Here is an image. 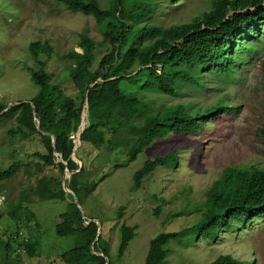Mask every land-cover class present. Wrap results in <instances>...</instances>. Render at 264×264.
<instances>
[{
	"label": "trees",
	"instance_id": "trees-1",
	"mask_svg": "<svg viewBox=\"0 0 264 264\" xmlns=\"http://www.w3.org/2000/svg\"><path fill=\"white\" fill-rule=\"evenodd\" d=\"M58 1L73 11L93 15L103 30L100 41L82 34L80 51L73 50L66 55L73 62L69 78L79 91L80 100L53 83L44 66L31 69L38 92L10 108L1 103L0 122L15 115L14 130L21 136L41 135L47 150L41 153V160L43 164L55 166L60 174L43 176L37 185L38 195L44 200H72L60 214L56 232L60 237L76 236L78 240L59 256V262L111 264L107 260L108 251L100 249L101 255L96 249L103 236L98 224L95 221L85 224L73 196L92 194L99 185V181H85L86 167L73 159L76 153L83 160L79 149L75 150V140L86 105L83 124L89 115V125L81 134L82 145L126 149L128 162L136 160L156 139L172 132H197L209 114L212 118L222 110L236 109L224 97L203 110L186 105L156 109L154 100L147 95L177 96L183 86L203 88L208 79L223 84L239 78L240 65L247 63L251 54L264 45V0H213L211 8L200 17L167 27L159 19L166 13L165 5L172 0H110L108 7L101 0ZM53 50L49 41H34L30 45L32 56L39 61L42 55L52 58ZM122 135L126 138H121ZM259 135L264 143V124ZM60 156L62 160L56 162ZM179 162L177 151L148 158L134 175L135 186L141 187L145 178L162 167L175 173ZM18 169L16 162L7 169L0 167V181L11 178ZM66 170L72 173L69 188L73 194L64 189ZM118 213L122 217V212ZM156 213L160 214V210ZM8 214L4 223L5 234H9L3 241L5 248L12 250L14 242L19 241V252L23 250L35 258L42 247L40 235L21 239V230L22 224L37 220L36 214L28 206H18ZM259 217H264V168L227 167L209 189L206 210L201 212V217L192 226L155 237L146 264H169L172 242L192 244L198 237L217 241L234 231L236 234ZM35 225L39 232L40 223L36 221ZM136 229L122 224L119 256L124 255L135 238ZM211 264L250 262L221 254Z\"/></svg>",
	"mask_w": 264,
	"mask_h": 264
},
{
	"label": "rangeland",
	"instance_id": "rangeland-1",
	"mask_svg": "<svg viewBox=\"0 0 264 264\" xmlns=\"http://www.w3.org/2000/svg\"><path fill=\"white\" fill-rule=\"evenodd\" d=\"M172 1L173 4L165 5L166 13L159 19L166 27L191 22L213 3V0ZM101 2L105 7L110 5V0ZM82 34L96 41L103 39L102 27L93 15L73 11L63 2L0 0V104L10 108L32 98L39 87L32 80L31 69L39 70L42 66L53 83L79 101L80 93L69 78L73 62L66 55L80 51ZM34 41H49L54 49L52 58L42 55L40 61L35 59L30 52ZM205 82L203 88L183 86L177 96L149 93L147 97L154 100L156 109L186 105L203 110L221 97L236 109L222 110L212 118L209 114L197 132H172L156 139L132 162L127 161L126 149H112L109 145L84 147L76 135L77 150L83 160L77 154L73 159L86 167L85 181H99V185L92 194L79 197L69 188L72 173L66 170L64 189L73 194L74 201L78 200L85 224L92 221L98 224L103 236L96 249L107 250L111 264H146L155 237L192 226L206 210L209 189L227 167L264 168V143L259 135L264 124V45L240 65L236 80L223 84L211 79ZM88 116L85 127L89 125ZM14 128L15 115L0 122V167L7 169L15 162L19 165L11 178L0 181V264H62L59 256L78 240L76 236L60 237L56 232L60 214L72 200H44L38 195L39 180L60 172L55 166L43 164L40 155L47 150L40 134L25 138ZM173 151L180 155L175 173L162 167L145 178L141 187L135 186L134 175L148 158ZM61 160L60 156L56 162ZM18 206H28L41 225L38 232L36 221L27 226L22 224L21 239L37 234L41 237L42 247L35 258L23 250L19 252V241L14 242L12 250L3 243L9 236L4 230L8 212ZM118 212H122V217ZM123 223L137 229L124 255L119 256ZM244 227L217 241L198 237L192 244L172 242L167 260L169 264H211L219 255L231 254L250 264H264V217ZM98 254L103 255L101 251Z\"/></svg>",
	"mask_w": 264,
	"mask_h": 264
},
{
	"label": "water",
	"instance_id": "water-1",
	"mask_svg": "<svg viewBox=\"0 0 264 264\" xmlns=\"http://www.w3.org/2000/svg\"><path fill=\"white\" fill-rule=\"evenodd\" d=\"M86 107H88V105H86ZM38 128H39V130H40V125L38 126ZM86 127H85V125L83 124V121H82V124H81V129H80V131H79V133H78V136H79V138L81 137V134H82V132L84 131V129H85ZM75 143H76V140H75ZM75 149H77V144L75 145ZM76 153H74L73 155H75ZM76 156V155H75ZM177 167H178V165H177ZM64 183H65V181H64ZM77 204H79L78 203V200H76L75 201Z\"/></svg>",
	"mask_w": 264,
	"mask_h": 264
},
{
	"label": "clouds",
	"instance_id": "clouds-1",
	"mask_svg": "<svg viewBox=\"0 0 264 264\" xmlns=\"http://www.w3.org/2000/svg\"><path fill=\"white\" fill-rule=\"evenodd\" d=\"M81 129V128H80ZM79 133V132H78ZM78 135V134H77ZM80 140H81V138H80ZM75 150H77V149H75Z\"/></svg>",
	"mask_w": 264,
	"mask_h": 264
}]
</instances>
